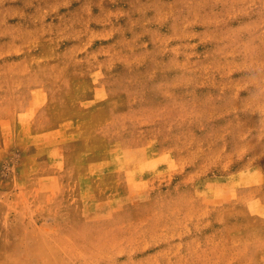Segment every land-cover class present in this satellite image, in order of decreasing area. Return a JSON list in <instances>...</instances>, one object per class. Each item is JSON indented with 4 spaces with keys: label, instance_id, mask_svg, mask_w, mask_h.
I'll list each match as a JSON object with an SVG mask.
<instances>
[{
    "label": "rangeland",
    "instance_id": "obj_1",
    "mask_svg": "<svg viewBox=\"0 0 264 264\" xmlns=\"http://www.w3.org/2000/svg\"><path fill=\"white\" fill-rule=\"evenodd\" d=\"M0 264H264V0H0Z\"/></svg>",
    "mask_w": 264,
    "mask_h": 264
}]
</instances>
